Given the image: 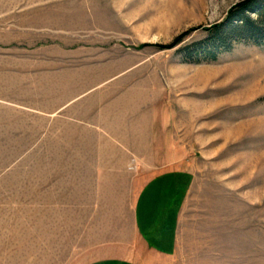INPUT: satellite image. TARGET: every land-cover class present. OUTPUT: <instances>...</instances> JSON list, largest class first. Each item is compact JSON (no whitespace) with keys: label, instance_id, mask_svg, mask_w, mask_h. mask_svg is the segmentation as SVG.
Returning <instances> with one entry per match:
<instances>
[{"label":"rangeland","instance_id":"1","mask_svg":"<svg viewBox=\"0 0 264 264\" xmlns=\"http://www.w3.org/2000/svg\"><path fill=\"white\" fill-rule=\"evenodd\" d=\"M240 1L0 0V264H81L92 244L122 238L111 224L122 234L123 219L80 212L49 86L66 61L115 46L128 76L137 66L140 83L162 86L167 130L194 176L175 250H143L144 262L264 264V46L237 41L200 63L181 51Z\"/></svg>","mask_w":264,"mask_h":264},{"label":"crops","instance_id":"2","mask_svg":"<svg viewBox=\"0 0 264 264\" xmlns=\"http://www.w3.org/2000/svg\"><path fill=\"white\" fill-rule=\"evenodd\" d=\"M83 54L84 62L66 61L60 81L49 84L61 98L56 154L85 218L104 211L126 228L119 234L112 221V233L122 238L92 244L87 250L97 253L81 264H146L143 250H175L193 172L179 162L167 130L162 86L140 83L137 66L128 76V56L118 46Z\"/></svg>","mask_w":264,"mask_h":264},{"label":"trees","instance_id":"3","mask_svg":"<svg viewBox=\"0 0 264 264\" xmlns=\"http://www.w3.org/2000/svg\"><path fill=\"white\" fill-rule=\"evenodd\" d=\"M205 29L208 31L207 37L181 48L188 61H215L220 53L229 51L237 41L264 46V0H241L230 9L222 22ZM192 30L182 33L172 43L160 44L159 47L168 49L179 45Z\"/></svg>","mask_w":264,"mask_h":264}]
</instances>
